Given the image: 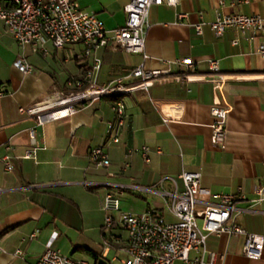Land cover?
<instances>
[{
  "label": "crops",
  "instance_id": "crops-1",
  "mask_svg": "<svg viewBox=\"0 0 264 264\" xmlns=\"http://www.w3.org/2000/svg\"><path fill=\"white\" fill-rule=\"evenodd\" d=\"M75 1L102 20L108 30L125 23L123 8L129 0ZM229 13L264 16V0L246 4L237 0H177L175 5L152 6L147 16L145 57L111 46L100 52L98 83L123 78L127 84L132 79L126 76L138 66L166 72L161 82L147 89L118 95L125 111L119 141L112 143L107 129V123L116 119L114 98L103 97L68 118L36 127L40 149L35 159L21 157L31 122L25 121L19 108L52 92L69 91L68 81L83 76L89 66L81 59L82 44L56 48L47 43L44 51L27 55L32 70L20 72L13 65L20 49L0 20V264H35L53 233H57L53 246L63 254L87 262L120 264L125 258L119 249L125 242L124 233L117 227H104L105 212L101 209L109 189L118 192L123 210L138 213L156 207L172 220L158 195L84 182L172 192L171 179L181 189L178 175L195 171L200 173L201 185L211 192L240 194L234 202V223L249 232L264 233V204L251 203L254 188L264 185V56L257 52L264 41V28L255 33L227 29L216 37L209 23ZM198 24L200 33L195 31ZM233 39L238 40L236 45L231 43ZM69 48L81 53L67 54ZM186 56L193 62L190 70L176 63ZM208 59L218 62L225 97L232 107L226 118L223 149L209 140L215 121L210 107L220 95L215 97L213 83L208 80ZM171 104L179 105L178 113L167 107ZM161 108L178 116L179 121L164 122ZM96 146L103 147L109 167L95 168L90 163L88 153ZM142 146L149 148V162L134 152ZM7 154L13 166L10 172L4 171L1 161ZM126 161L128 167H124ZM123 191L124 198L120 196ZM32 232L34 237H30ZM113 236H120L121 244L111 241ZM105 240L111 246L103 254ZM243 243L244 236L239 234L206 237V248L222 255L217 264H264V251L259 259H248L242 254ZM16 250L20 254L16 255ZM175 264L183 263L177 260Z\"/></svg>",
  "mask_w": 264,
  "mask_h": 264
},
{
  "label": "built area",
  "instance_id": "built-area-1",
  "mask_svg": "<svg viewBox=\"0 0 264 264\" xmlns=\"http://www.w3.org/2000/svg\"><path fill=\"white\" fill-rule=\"evenodd\" d=\"M238 4H246L249 0H237ZM166 3L175 5L177 0H129L124 6L126 15L123 26L106 29L94 13L82 9L75 0H0V20L6 33L15 40L20 51L14 67L22 73H29L32 68L27 55L37 50L44 51V46L51 43L56 48L67 44H82L83 62L89 66L83 76L68 81V86L75 92L64 94L52 92L46 98L20 107L19 112L25 114V121L31 122L27 129V144L22 158L35 159L40 146L36 144L35 128L52 121L68 118L83 108L84 105L103 97H113L112 109L115 112L114 122L107 123L110 131V141H119L118 132L124 125V104L118 95L129 93L135 89H147L159 83L166 75L162 70H145L136 67L126 78L132 81L124 83L123 78H116L109 83H98L100 70V52L107 47H118L126 53L141 54L145 57V37L149 29L148 11L154 5ZM216 37H220L227 29L253 33L264 28V16L259 14L229 13L217 16L209 23ZM196 33L201 32V25H195ZM233 45L237 39L231 41ZM257 52L264 56V41ZM210 80L213 91L220 95L210 107V114L215 121L210 127V143L218 149H223L226 136V118L232 111L231 104L225 97L224 79L218 74V62L208 59ZM176 63L186 70L193 67L191 57L186 56L176 60ZM204 78V77H203ZM3 92L0 90V97ZM171 110L179 112V105L171 104ZM164 122H177L174 117L161 108ZM130 152V151H129ZM134 152L139 153L144 162H149V148L142 146ZM90 163L95 168H107L110 161L102 146L90 149ZM3 169L10 172L13 168L11 157L7 154L1 158ZM129 162H124L128 167ZM112 176V173H107ZM182 188L178 189L174 179V190L166 192L154 188H142L137 185H121L110 182H84L85 185L106 187H122L144 190L158 195L164 204L165 211L171 215L167 219L163 210L148 207L135 213L123 210L120 206L118 192L107 190L101 200V209L105 212L104 227H117L124 233L125 242L119 249L125 258L120 264H175L179 260L183 264H217L222 255L206 248V237L226 233L244 236L242 254L248 259H259L264 251V233H252L234 223L232 214L237 210L234 202L241 198L240 194L213 193L200 183V173L182 171L178 175ZM2 189L0 188V193ZM253 204H264V185L254 188ZM57 233H53L45 244V249L35 264H89L86 260L73 258L61 253L53 246ZM32 232L30 237H34ZM121 244L120 236H113L111 241ZM111 246V242L103 243V254ZM15 254H20L19 250ZM106 255V254H105ZM93 264H111L95 262Z\"/></svg>",
  "mask_w": 264,
  "mask_h": 264
},
{
  "label": "rangeland",
  "instance_id": "rangeland-1",
  "mask_svg": "<svg viewBox=\"0 0 264 264\" xmlns=\"http://www.w3.org/2000/svg\"><path fill=\"white\" fill-rule=\"evenodd\" d=\"M78 47V49H79V46H77ZM78 49H75L74 51L71 49V48H69V50L67 51V54H71V55H73L74 53H81V51L80 50H78ZM76 90L75 89H70L69 91H66V92H63L64 94H69L70 92H75ZM121 197H126V194H125V192L123 191V193L120 195ZM157 206H159L160 204L159 203H155ZM119 256H122V254H119ZM88 262H89V264H93V262H92V260L91 259H89L88 260Z\"/></svg>",
  "mask_w": 264,
  "mask_h": 264
},
{
  "label": "trees",
  "instance_id": "trees-1",
  "mask_svg": "<svg viewBox=\"0 0 264 264\" xmlns=\"http://www.w3.org/2000/svg\"><path fill=\"white\" fill-rule=\"evenodd\" d=\"M107 55V54H106Z\"/></svg>",
  "mask_w": 264,
  "mask_h": 264
}]
</instances>
